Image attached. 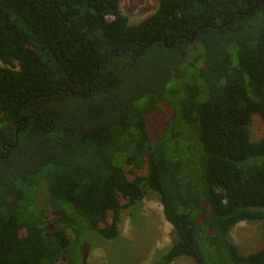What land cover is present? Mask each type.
Instances as JSON below:
<instances>
[{
    "label": "trees",
    "instance_id": "16d2710c",
    "mask_svg": "<svg viewBox=\"0 0 264 264\" xmlns=\"http://www.w3.org/2000/svg\"><path fill=\"white\" fill-rule=\"evenodd\" d=\"M146 189L176 234L155 264H264L231 238L264 226V0H158L137 24L120 0H0V264H84Z\"/></svg>",
    "mask_w": 264,
    "mask_h": 264
},
{
    "label": "rangeland",
    "instance_id": "374dc122",
    "mask_svg": "<svg viewBox=\"0 0 264 264\" xmlns=\"http://www.w3.org/2000/svg\"><path fill=\"white\" fill-rule=\"evenodd\" d=\"M157 6L158 0H120L121 12L128 17L130 24H137L148 17ZM170 116L171 108L164 103L160 111L148 117L147 127L152 138L162 132ZM249 132L253 142L261 139L263 125L258 116L252 118ZM146 172L147 169L139 173ZM119 228L120 236L117 239L106 241L93 238L86 245L84 264H155L176 240L172 226L163 216L158 195L151 189H146L140 212L134 218L130 219L126 210L121 213ZM231 238L242 254H250L264 243L263 223H240L232 230ZM171 264L195 263L190 257L182 256Z\"/></svg>",
    "mask_w": 264,
    "mask_h": 264
}]
</instances>
